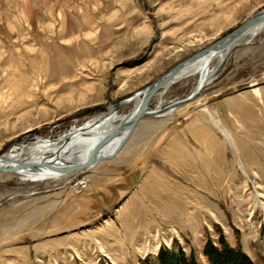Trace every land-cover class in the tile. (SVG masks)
<instances>
[{
  "label": "rangeland",
  "instance_id": "374dc122",
  "mask_svg": "<svg viewBox=\"0 0 264 264\" xmlns=\"http://www.w3.org/2000/svg\"><path fill=\"white\" fill-rule=\"evenodd\" d=\"M27 1L30 18L23 0H0V156L22 139L56 140L105 113L264 5ZM194 84L173 86L163 107ZM137 124L116 157L89 171L30 183L0 173V264H158L181 254L210 264L205 249L221 242L264 264V26L192 103ZM79 182L87 188L76 191Z\"/></svg>",
  "mask_w": 264,
  "mask_h": 264
},
{
  "label": "bare ground",
  "instance_id": "6f19581e",
  "mask_svg": "<svg viewBox=\"0 0 264 264\" xmlns=\"http://www.w3.org/2000/svg\"><path fill=\"white\" fill-rule=\"evenodd\" d=\"M22 7L24 8V11L26 13L25 16L30 18L32 11L27 0H23ZM262 7L263 8L260 11H264V5ZM257 13L258 12L252 13L248 17V20ZM263 26L258 24L254 27H250L236 39L234 44H226L223 46V48L208 53L200 61H196L193 64L187 65L178 70V72L175 74L174 79L170 83L164 85L153 96L151 101L156 100L157 104L153 110H148L147 107L146 111L148 112V117L145 118H162L173 115V113H175L183 106L192 103V100H194L196 96H198L206 87H208V85L212 84V81L220 73L225 63L227 62L226 54L228 53L229 49L233 45L237 46L239 43L255 37V35L258 34L260 28H262ZM186 42L188 43V40ZM190 42L191 41H189V43ZM184 45L186 44L182 43L178 46L173 47L170 51L166 52L165 58H170L173 54L180 52ZM189 80H194L195 82L191 94L182 100L176 99L170 102L166 107H163L165 94L173 86ZM200 87H203L200 93L191 99L190 96L196 93L200 89ZM136 94L133 95L135 99H133L132 101L131 99L133 98V96L115 105L109 106L108 110L105 113H102L91 118L90 120L85 121L78 127H72L62 137L56 140L35 137L30 142H25V139H22L19 141V143H14L12 147L8 149V151L0 156V165H2V167H8L18 163L26 164L25 168L19 169L16 173L6 175L14 176L19 181H22L24 183H30L55 180L62 174H68L69 172L65 171V169L81 165L86 161L91 160L95 154V151L106 142V145L97 153V159L95 163L85 169L89 171L95 168L100 162L113 159L121 152L126 142L133 135L136 125H138L136 124L132 129H128L118 137L110 139L111 135L113 134L115 129L119 127V125L127 121L131 122L133 114L137 111L138 104L142 99V95L137 96ZM129 103H133L134 105L132 111L124 116L119 115V110ZM119 105L121 106L117 109L116 107H118ZM209 117L214 125L218 127L223 135H225V138L230 141V133L222 127L221 119L217 115V113L213 111L211 112ZM32 132H34V130L29 128L22 135H30ZM3 156H5V159H2ZM43 162H47L48 164L57 168V170L54 171L44 167H40L39 165ZM77 184L82 185L83 183L79 182ZM84 188H87V186L85 185Z\"/></svg>",
  "mask_w": 264,
  "mask_h": 264
},
{
  "label": "water",
  "instance_id": "95a60500",
  "mask_svg": "<svg viewBox=\"0 0 264 264\" xmlns=\"http://www.w3.org/2000/svg\"><path fill=\"white\" fill-rule=\"evenodd\" d=\"M264 25V11H260L257 14H255L253 17H251L248 21H246L245 23H243L241 26H239L236 30H234L232 33H230L229 35H227L226 37L222 38L220 41H218L217 43H214L213 45L205 48L204 50L196 53L195 55H193L192 57L188 58L187 60L181 62L180 64L176 65L175 67H173L171 70H169L164 76H162L160 79H158L157 81H155L153 84H151L150 86H148L144 91H141L139 93H137V96L142 95V99L140 101V103L138 104V109L137 111L133 114L132 120L131 122H124L121 125H119L118 128L115 129V131L113 132V134L111 135L110 139H113L115 137H118L119 135L123 134L125 131H127L128 129H132L141 119L148 117V112L147 107L151 101V99L153 98V96L166 84L170 83L174 77L175 74L178 72V70H180L181 68L193 64L196 61H200L202 58L205 57V55H207L208 53L212 52V51H217L220 48H223L224 45L226 44H234V42L236 41V39L247 29H249L250 27H254L256 25ZM235 45H233L228 53L226 54V58L228 60V58L231 56L232 52L235 49ZM203 87H200V89L192 94L190 96V98H194L197 94L200 93L201 89ZM135 99V97L133 96V98L131 99V101ZM121 105H119L118 107H116L117 109L120 107ZM116 109V110H117ZM84 127V126H83ZM81 127V128H83ZM107 143V142H106ZM106 143H104L103 145H101L96 151L95 154L93 156V158L89 161H86L85 163L78 165V166H74L68 169H65V171L69 172V173H73L76 172L78 170H82L84 168L89 167L90 165L94 164L96 159H97V153L106 145ZM5 156L2 157V159ZM40 167H44L50 170H54L56 171L57 168H55L54 166L48 164L47 162H43L39 165ZM26 164L23 163H18L15 164L13 166H8V167H2V165H0V173H4V174H14L16 173L19 169L25 168Z\"/></svg>",
  "mask_w": 264,
  "mask_h": 264
},
{
  "label": "trees",
  "instance_id": "16d2710c",
  "mask_svg": "<svg viewBox=\"0 0 264 264\" xmlns=\"http://www.w3.org/2000/svg\"><path fill=\"white\" fill-rule=\"evenodd\" d=\"M222 249H215L213 246L209 245L205 249L206 257L210 264H250L247 262L246 258L241 255L240 249L232 250L221 242ZM158 264H195L193 260H187L184 258V255L181 254L177 257H165L163 256L162 261H159Z\"/></svg>",
  "mask_w": 264,
  "mask_h": 264
},
{
  "label": "built area",
  "instance_id": "2783aa9c",
  "mask_svg": "<svg viewBox=\"0 0 264 264\" xmlns=\"http://www.w3.org/2000/svg\"><path fill=\"white\" fill-rule=\"evenodd\" d=\"M76 184H77V183H76ZM84 187H85V185H78V184L74 186V188L76 189V191H77V190H78V191H83V190H84V189H83Z\"/></svg>",
  "mask_w": 264,
  "mask_h": 264
}]
</instances>
